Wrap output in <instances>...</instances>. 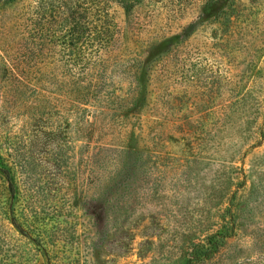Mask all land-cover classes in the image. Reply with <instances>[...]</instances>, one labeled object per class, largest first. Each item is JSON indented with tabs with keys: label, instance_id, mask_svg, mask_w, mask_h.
I'll use <instances>...</instances> for the list:
<instances>
[{
	"label": "rangeland",
	"instance_id": "374dc122",
	"mask_svg": "<svg viewBox=\"0 0 264 264\" xmlns=\"http://www.w3.org/2000/svg\"><path fill=\"white\" fill-rule=\"evenodd\" d=\"M212 1L0 0V264H264V0Z\"/></svg>",
	"mask_w": 264,
	"mask_h": 264
},
{
	"label": "trees",
	"instance_id": "16d2710c",
	"mask_svg": "<svg viewBox=\"0 0 264 264\" xmlns=\"http://www.w3.org/2000/svg\"><path fill=\"white\" fill-rule=\"evenodd\" d=\"M9 1H13V0H9ZM226 2H227V0H215V1H212L210 4L205 6L204 14L206 16H209V17L217 15V13L219 11H221V9L224 8ZM65 4H68V2H66ZM5 173H6V177L8 179H10L9 174L7 172H5Z\"/></svg>",
	"mask_w": 264,
	"mask_h": 264
}]
</instances>
